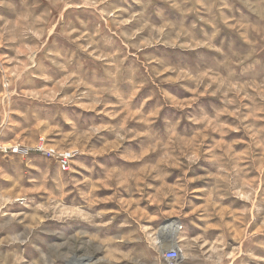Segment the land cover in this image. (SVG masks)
<instances>
[{
    "label": "rangeland",
    "instance_id": "1",
    "mask_svg": "<svg viewBox=\"0 0 264 264\" xmlns=\"http://www.w3.org/2000/svg\"><path fill=\"white\" fill-rule=\"evenodd\" d=\"M171 221L264 264V0H0V264H164Z\"/></svg>",
    "mask_w": 264,
    "mask_h": 264
},
{
    "label": "built area",
    "instance_id": "2",
    "mask_svg": "<svg viewBox=\"0 0 264 264\" xmlns=\"http://www.w3.org/2000/svg\"><path fill=\"white\" fill-rule=\"evenodd\" d=\"M10 150L13 152H17L18 148L13 147ZM37 150L40 153H44L48 156L50 155L54 157V159L57 162L58 168L63 171H66L67 169H69L70 163L75 156L74 152H71V151L58 152V151H55V149L53 148L48 149L44 145H39ZM178 243L179 242L176 239V242L173 246L170 245L167 249L164 250L163 255H162L164 264H180L181 259H182V254H181L182 251Z\"/></svg>",
    "mask_w": 264,
    "mask_h": 264
},
{
    "label": "bare ground",
    "instance_id": "3",
    "mask_svg": "<svg viewBox=\"0 0 264 264\" xmlns=\"http://www.w3.org/2000/svg\"><path fill=\"white\" fill-rule=\"evenodd\" d=\"M179 226L177 222L171 221L169 223H166L162 225L161 227V234L164 236V241L168 242L173 246L175 244V236L178 232ZM163 236H161L163 238ZM160 238V237H159ZM89 259L88 258H77L73 257L70 261L69 264H89Z\"/></svg>",
    "mask_w": 264,
    "mask_h": 264
}]
</instances>
